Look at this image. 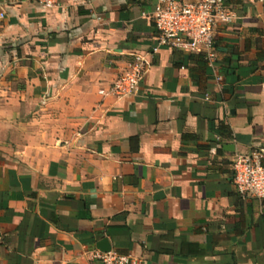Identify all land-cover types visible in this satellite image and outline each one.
I'll list each match as a JSON object with an SVG mask.
<instances>
[{
	"label": "crops",
	"instance_id": "obj_1",
	"mask_svg": "<svg viewBox=\"0 0 264 264\" xmlns=\"http://www.w3.org/2000/svg\"><path fill=\"white\" fill-rule=\"evenodd\" d=\"M52 2L0 0V264H95L102 240L142 264H264V199L232 168L264 163V0H224L212 65L157 45V0ZM138 56L135 94H110Z\"/></svg>",
	"mask_w": 264,
	"mask_h": 264
},
{
	"label": "built area",
	"instance_id": "obj_2",
	"mask_svg": "<svg viewBox=\"0 0 264 264\" xmlns=\"http://www.w3.org/2000/svg\"><path fill=\"white\" fill-rule=\"evenodd\" d=\"M13 3L37 1L45 8H51L52 0H7ZM2 18V15H0ZM150 18L157 32L159 47H166L183 53L203 54L212 65L215 60L214 35L219 25H228L234 14L226 7L224 0H202L198 3H182L175 0H157ZM146 69L145 59L138 56L115 80L110 94L126 97L135 94ZM220 81V78H217ZM103 94V92H100ZM208 101V96H205ZM232 168L234 187L242 197L264 199V163L261 151L236 155ZM95 264H142L140 258L122 255L114 251L91 254Z\"/></svg>",
	"mask_w": 264,
	"mask_h": 264
},
{
	"label": "water",
	"instance_id": "obj_3",
	"mask_svg": "<svg viewBox=\"0 0 264 264\" xmlns=\"http://www.w3.org/2000/svg\"><path fill=\"white\" fill-rule=\"evenodd\" d=\"M97 249L102 253H107L110 251V246L106 240H102L97 244Z\"/></svg>",
	"mask_w": 264,
	"mask_h": 264
}]
</instances>
